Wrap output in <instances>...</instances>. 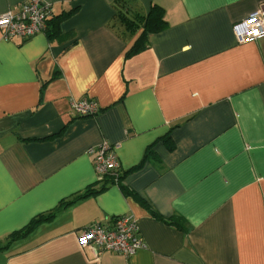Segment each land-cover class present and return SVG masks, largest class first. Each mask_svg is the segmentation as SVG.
I'll return each instance as SVG.
<instances>
[{"label":"crops","instance_id":"1","mask_svg":"<svg viewBox=\"0 0 264 264\" xmlns=\"http://www.w3.org/2000/svg\"><path fill=\"white\" fill-rule=\"evenodd\" d=\"M43 1L46 31H0V264H264V35L232 31L264 0ZM152 10L164 26L128 54ZM83 97L95 115L71 111ZM103 139L121 185L86 153ZM122 214L132 257L80 246Z\"/></svg>","mask_w":264,"mask_h":264},{"label":"built area","instance_id":"2","mask_svg":"<svg viewBox=\"0 0 264 264\" xmlns=\"http://www.w3.org/2000/svg\"><path fill=\"white\" fill-rule=\"evenodd\" d=\"M51 14V4L43 0H24L0 14V31L4 39L29 38L44 32ZM232 31L238 43L258 39L264 35V10H256L233 23ZM69 106L79 116H93L99 111L94 99L84 97L71 98ZM86 153L93 158L97 176L110 175L113 182H119L120 164L114 144L103 139L89 147ZM77 239L81 247L91 248L95 253L110 251L125 258L132 257L143 246L137 221L130 214L114 216L108 223L93 222L82 228Z\"/></svg>","mask_w":264,"mask_h":264},{"label":"trees","instance_id":"3","mask_svg":"<svg viewBox=\"0 0 264 264\" xmlns=\"http://www.w3.org/2000/svg\"><path fill=\"white\" fill-rule=\"evenodd\" d=\"M119 20L125 26L124 28L126 30H129L130 32L135 30V28H137V25H135L134 22H131L128 18H125L124 16H120ZM163 26H164V22L162 21V19L156 14L154 10H152V12L147 16V18L143 20L141 25L139 24V27L142 31L140 35L135 39V41L133 42V45L130 47L127 53L131 54L143 48L144 43H145L144 37L147 34V32L160 30ZM46 30H47V25H46L45 31ZM57 34L58 33H54L55 36ZM117 185H121V183L117 182ZM40 219H41L40 216L36 217L33 220H31L22 230L11 233L9 235L10 239L20 238L21 236L28 234L33 228V226L37 224L38 221H40Z\"/></svg>","mask_w":264,"mask_h":264},{"label":"rangeland","instance_id":"4","mask_svg":"<svg viewBox=\"0 0 264 264\" xmlns=\"http://www.w3.org/2000/svg\"><path fill=\"white\" fill-rule=\"evenodd\" d=\"M123 27H125V26L123 25Z\"/></svg>","mask_w":264,"mask_h":264}]
</instances>
